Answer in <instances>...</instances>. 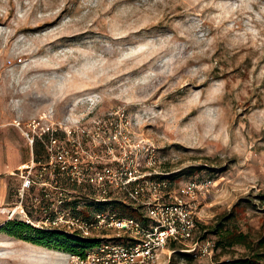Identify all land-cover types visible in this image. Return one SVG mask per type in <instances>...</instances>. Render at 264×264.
Instances as JSON below:
<instances>
[{"label": "rangeland", "instance_id": "rangeland-1", "mask_svg": "<svg viewBox=\"0 0 264 264\" xmlns=\"http://www.w3.org/2000/svg\"><path fill=\"white\" fill-rule=\"evenodd\" d=\"M18 124L84 126L95 137L81 158L131 155L172 189L209 184L196 195L201 247L153 264L264 250V0H0V264H81L1 230L25 215L54 230L41 223L43 192L20 196L31 153ZM60 177L61 210L88 209L91 186Z\"/></svg>", "mask_w": 264, "mask_h": 264}, {"label": "built area", "instance_id": "built-area-1", "mask_svg": "<svg viewBox=\"0 0 264 264\" xmlns=\"http://www.w3.org/2000/svg\"><path fill=\"white\" fill-rule=\"evenodd\" d=\"M18 127L31 153L29 161L17 168L21 198L26 191L37 187L43 192L44 200L40 204L44 214L41 223L52 225L54 230L67 228L84 239H97L83 256L74 255L77 263L153 264L164 251H175L173 246L184 245L191 251L201 247L197 237L196 195L208 189L207 182L190 181L172 189L164 176H153L158 172L141 171L135 156L113 152L111 163H103L102 158L94 159L96 156L92 155L81 158V142L94 136L84 126L63 129L55 124H33L22 128L18 124ZM62 134L66 137L65 144L60 143ZM36 144L43 155L35 156ZM102 144L105 148L112 146L105 140ZM82 164L85 174L79 171ZM61 174L78 184L84 181L95 191L90 195L92 202L88 209L75 205L78 212L71 215L61 210L65 191L59 186ZM54 192L58 196L57 206L51 198ZM72 199L79 202V196ZM17 208L23 211L19 205L12 215ZM124 208L129 211L123 213ZM25 221L31 222L27 215ZM99 233L102 234L98 236Z\"/></svg>", "mask_w": 264, "mask_h": 264}, {"label": "trees", "instance_id": "trees-1", "mask_svg": "<svg viewBox=\"0 0 264 264\" xmlns=\"http://www.w3.org/2000/svg\"><path fill=\"white\" fill-rule=\"evenodd\" d=\"M39 145H35V154L40 150ZM129 211L128 208L123 209V213ZM1 230L7 234L19 237L23 240L31 242L36 245L47 246L53 249H60L74 255L83 256L85 251L95 244L97 239H84L75 234H67L55 230H44L33 227L23 220H8L1 227ZM259 245L264 246V236L259 241ZM174 248H177L173 246ZM255 260L252 258H239L230 261L220 262L219 264H264L259 260L264 259V250L262 252H255Z\"/></svg>", "mask_w": 264, "mask_h": 264}, {"label": "crops", "instance_id": "crops-1", "mask_svg": "<svg viewBox=\"0 0 264 264\" xmlns=\"http://www.w3.org/2000/svg\"><path fill=\"white\" fill-rule=\"evenodd\" d=\"M24 163H25V162H23L22 164H24ZM22 164H21V165H22ZM21 165H19V166H21ZM19 166H18V167H19ZM18 167H17V168H18Z\"/></svg>", "mask_w": 264, "mask_h": 264}]
</instances>
